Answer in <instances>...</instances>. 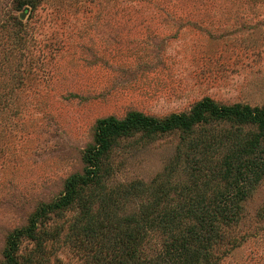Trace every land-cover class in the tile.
I'll return each instance as SVG.
<instances>
[{
    "label": "rangeland",
    "instance_id": "1",
    "mask_svg": "<svg viewBox=\"0 0 264 264\" xmlns=\"http://www.w3.org/2000/svg\"><path fill=\"white\" fill-rule=\"evenodd\" d=\"M203 98L264 104V0H0V264L10 234L33 218L34 236L18 238L19 263L91 264L80 231L88 218L121 220L159 197L163 208L151 214L184 210L221 193L237 205L202 264H264V167L245 192L236 173L224 175L232 146L222 136L237 127L252 138L258 127L249 123L207 117L188 131L119 135L98 183L39 214L84 173L99 119L132 111L160 119ZM196 139L205 161H193ZM165 234L150 232L137 260L156 258Z\"/></svg>",
    "mask_w": 264,
    "mask_h": 264
},
{
    "label": "trees",
    "instance_id": "2",
    "mask_svg": "<svg viewBox=\"0 0 264 264\" xmlns=\"http://www.w3.org/2000/svg\"><path fill=\"white\" fill-rule=\"evenodd\" d=\"M207 117L229 120L237 123H249L258 127V133L252 138L234 131L226 133L224 137L231 138L232 150L227 157V167L224 173H236L239 176L237 189L244 191L251 185L252 177L258 176L264 167V104L259 107L248 105H220L210 98L198 101L188 112L171 113L164 118H155L138 111L129 112L123 119L113 116L101 118L97 122L94 144L85 149L84 161L86 167L83 174L71 175L65 182L64 193L49 205L42 206L39 214L55 208L68 207L75 200L79 185L98 183L101 176V163L104 153L110 148L111 140L119 135L129 134L135 130H141L146 134L152 132H163L180 128L188 131L194 125L203 122ZM224 139V140H225ZM197 140V139H196ZM204 139L191 142V149L195 152L193 161H205L206 153ZM201 142V143H200ZM204 151V152H203ZM201 160L196 159L200 156ZM205 154V156L203 155ZM252 156L250 161L242 163V157ZM196 159V160H195ZM160 197L153 204L145 206L146 212L131 213L125 215L121 220L110 217L101 219L88 218L86 227L80 231L89 236L87 242L90 244L91 264H145L139 260L141 242L146 239L152 231L166 233L165 247L156 258L150 259L149 264H202L208 262L211 257L210 248L218 239L216 229L221 220L230 221L231 206L235 208L236 202H230L224 195L210 201H204L203 197L187 201L184 210L179 206L165 213L151 214L148 209L163 208L160 205ZM84 206V205H83ZM212 212H208L209 210ZM234 213V211H233ZM190 220H192L190 222ZM190 222V223H189ZM186 225V226H185ZM35 218L31 223L19 229H15L9 236L5 256L8 264H31V257H26L21 263L17 260L18 238L21 235L34 236ZM116 233L110 235L112 231ZM80 236V239L81 237ZM38 243H40V239ZM83 240V239H82ZM107 260L101 258V254ZM102 259V260H100ZM144 260V259H143Z\"/></svg>",
    "mask_w": 264,
    "mask_h": 264
},
{
    "label": "water",
    "instance_id": "3",
    "mask_svg": "<svg viewBox=\"0 0 264 264\" xmlns=\"http://www.w3.org/2000/svg\"><path fill=\"white\" fill-rule=\"evenodd\" d=\"M22 17V16H21Z\"/></svg>",
    "mask_w": 264,
    "mask_h": 264
}]
</instances>
